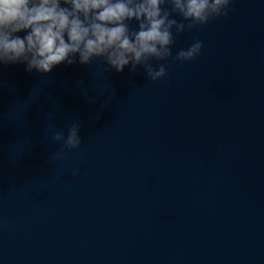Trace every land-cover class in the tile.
Segmentation results:
<instances>
[{
  "label": "clouds",
  "instance_id": "9594fccd",
  "mask_svg": "<svg viewBox=\"0 0 264 264\" xmlns=\"http://www.w3.org/2000/svg\"><path fill=\"white\" fill-rule=\"evenodd\" d=\"M233 0H0V65H25L46 74L61 63L90 64L135 72L142 67L147 80L167 76L164 61H193L203 43L195 41L173 55L176 37L200 30L227 16ZM63 5V6H62ZM179 17L180 19H177ZM135 23L136 27H130ZM26 33L23 37L19 33ZM78 57V59H77ZM155 62V63H154ZM79 123L67 138L55 131L63 148L81 145ZM77 173H72L75 176Z\"/></svg>",
  "mask_w": 264,
  "mask_h": 264
},
{
  "label": "water",
  "instance_id": "95a60500",
  "mask_svg": "<svg viewBox=\"0 0 264 264\" xmlns=\"http://www.w3.org/2000/svg\"><path fill=\"white\" fill-rule=\"evenodd\" d=\"M194 264H264V219Z\"/></svg>",
  "mask_w": 264,
  "mask_h": 264
}]
</instances>
